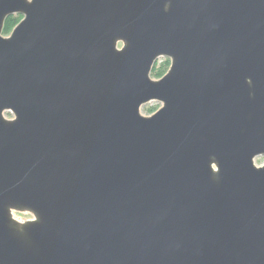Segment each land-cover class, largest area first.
<instances>
[{"label": "water", "instance_id": "water-1", "mask_svg": "<svg viewBox=\"0 0 264 264\" xmlns=\"http://www.w3.org/2000/svg\"><path fill=\"white\" fill-rule=\"evenodd\" d=\"M259 156L264 0H0V264H264Z\"/></svg>", "mask_w": 264, "mask_h": 264}, {"label": "rangeland", "instance_id": "rangeland-1", "mask_svg": "<svg viewBox=\"0 0 264 264\" xmlns=\"http://www.w3.org/2000/svg\"><path fill=\"white\" fill-rule=\"evenodd\" d=\"M22 18V17H21ZM21 20V19H20ZM9 34V33H8ZM8 34H5V35H8ZM166 60H169L168 58H165V57H161V58H159L158 59V61L156 62V65L158 66V67H161V66H163L164 64H165V61ZM170 62V61H169ZM170 65V64H169ZM168 68H169V66H168ZM168 68H167V70H168ZM167 70H166V72H167ZM165 72V73H166ZM164 73V74H165ZM163 74V75H164ZM152 75V77L153 78H160V77H162V76H160V77H156V76H154L153 75V73L151 74ZM161 106V103L160 102H158V101H152V102H150V103H147V104H145V105H143V107H142V113L143 114H145V115H150V114H152V113H154L156 110H158V108ZM6 116L8 117V118H11L12 117V114L11 113H9V112H7L6 113ZM256 163L258 164V165H261V164H263L264 163V156H259V157H257L256 158ZM19 217H22V218H26V219H30L31 218V216L29 215V214H17Z\"/></svg>", "mask_w": 264, "mask_h": 264}, {"label": "trees", "instance_id": "trees-1", "mask_svg": "<svg viewBox=\"0 0 264 264\" xmlns=\"http://www.w3.org/2000/svg\"><path fill=\"white\" fill-rule=\"evenodd\" d=\"M21 17H22L21 15L9 16L5 22L3 33L4 34L10 33L11 30L14 28V26L20 21ZM169 64H170L169 60H166L165 64L161 67H158L155 64L153 71H152L153 75L156 77L162 76L166 72Z\"/></svg>", "mask_w": 264, "mask_h": 264}]
</instances>
